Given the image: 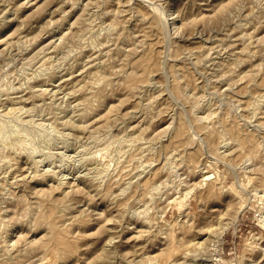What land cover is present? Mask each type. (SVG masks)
<instances>
[{"label": "rangeland", "instance_id": "374dc122", "mask_svg": "<svg viewBox=\"0 0 264 264\" xmlns=\"http://www.w3.org/2000/svg\"><path fill=\"white\" fill-rule=\"evenodd\" d=\"M207 262L264 264V0H0V264Z\"/></svg>", "mask_w": 264, "mask_h": 264}, {"label": "bare ground", "instance_id": "6f19581e", "mask_svg": "<svg viewBox=\"0 0 264 264\" xmlns=\"http://www.w3.org/2000/svg\"><path fill=\"white\" fill-rule=\"evenodd\" d=\"M142 40V39H141ZM156 51V50H155ZM149 54V53H148ZM150 57V56H149ZM140 62H141V59H140ZM33 94V93H32ZM35 95V94H34ZM25 99V98H24ZM12 109V108H11ZM11 111V110H10ZM39 161V160H38ZM31 162V161H30ZM29 168V167H28ZM45 171H48V170H45ZM44 172V171H43ZM41 173V172H40ZM50 174V173H49ZM211 173H208L207 174V176H206V179H211V177L213 176L212 174V176L210 175ZM31 175V174H30ZM52 175H53V173H52ZM202 181V180H201ZM62 182V181H61ZM237 188V187H236ZM187 200V199H186ZM181 203V202H180ZM229 225H230V221H229V223L228 224H226V226H225V228L224 229H226L227 227H229ZM224 231V230H223ZM223 231H221V232H219L218 234H217V236L219 235V234H221V233H223ZM222 235V234H221ZM216 257V256H215ZM221 258V256H218V257H216L215 258V260L216 259H220ZM203 259H205V258H203ZM257 260V259H256ZM257 262V261H256ZM208 263V262H207ZM215 263H218L217 261L215 262ZM209 264V263H208Z\"/></svg>", "mask_w": 264, "mask_h": 264}]
</instances>
